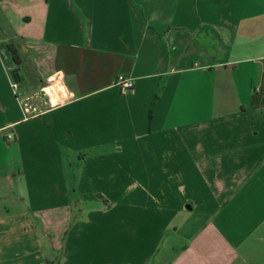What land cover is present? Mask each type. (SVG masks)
Masks as SVG:
<instances>
[{
  "label": "crops",
  "instance_id": "0c3cea01",
  "mask_svg": "<svg viewBox=\"0 0 264 264\" xmlns=\"http://www.w3.org/2000/svg\"><path fill=\"white\" fill-rule=\"evenodd\" d=\"M0 264H264V0H1Z\"/></svg>",
  "mask_w": 264,
  "mask_h": 264
},
{
  "label": "built area",
  "instance_id": "2783aa9c",
  "mask_svg": "<svg viewBox=\"0 0 264 264\" xmlns=\"http://www.w3.org/2000/svg\"><path fill=\"white\" fill-rule=\"evenodd\" d=\"M59 84L60 81L58 77H54L50 83L47 82L46 85H43L41 95H37L36 98L39 100L42 98V104L50 108L62 106L65 103L71 101L69 95L61 86H59ZM114 86L122 92H129L134 88V80L132 78L120 75L115 79ZM14 87L16 89L17 85H14ZM24 111L25 113L28 112L26 108ZM38 111L39 110L37 108H34L32 112L35 114L38 113ZM8 138L10 139V136Z\"/></svg>",
  "mask_w": 264,
  "mask_h": 264
},
{
  "label": "trees",
  "instance_id": "16d2710c",
  "mask_svg": "<svg viewBox=\"0 0 264 264\" xmlns=\"http://www.w3.org/2000/svg\"><path fill=\"white\" fill-rule=\"evenodd\" d=\"M0 1H1V0H0ZM7 50L9 51V53H10V55H11V59H12L14 65H15V69H18V70H19L20 66L22 65V59H21V57H20V55H19L18 50H17L12 44H9V45L7 46ZM105 203H106V202H105ZM75 204L78 205L79 202L75 201ZM105 207H109V205L106 204ZM73 208H74V207H73ZM78 211H80V210H78ZM75 221H76V220H75ZM75 221H74L73 218L71 217L70 224L72 225V223H74ZM65 235H66V234H65Z\"/></svg>",
  "mask_w": 264,
  "mask_h": 264
},
{
  "label": "rangeland",
  "instance_id": "374dc122",
  "mask_svg": "<svg viewBox=\"0 0 264 264\" xmlns=\"http://www.w3.org/2000/svg\"><path fill=\"white\" fill-rule=\"evenodd\" d=\"M43 85H46V83H42ZM19 97H21V95L19 94ZM95 198H98V197H96L95 196ZM75 199H77V200H75V201H79L80 199L77 197V198H75ZM99 199V198H98ZM100 200V199H99ZM101 201V200H100ZM101 204H104L103 203V201H101L100 202ZM78 205H74V208H73V211H72V214H71V217L73 218V220L75 221H77V219L79 220L80 218L79 217H81V212H78V207H77Z\"/></svg>",
  "mask_w": 264,
  "mask_h": 264
},
{
  "label": "water",
  "instance_id": "95a60500",
  "mask_svg": "<svg viewBox=\"0 0 264 264\" xmlns=\"http://www.w3.org/2000/svg\"><path fill=\"white\" fill-rule=\"evenodd\" d=\"M12 78L14 80V82H17L18 80H20V77H19V70L18 69H14L12 72Z\"/></svg>",
  "mask_w": 264,
  "mask_h": 264
}]
</instances>
